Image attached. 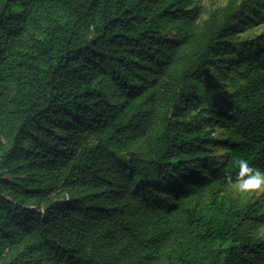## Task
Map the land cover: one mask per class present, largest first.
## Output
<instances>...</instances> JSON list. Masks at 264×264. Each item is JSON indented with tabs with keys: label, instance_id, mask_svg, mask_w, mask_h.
<instances>
[{
	"label": "trees",
	"instance_id": "obj_1",
	"mask_svg": "<svg viewBox=\"0 0 264 264\" xmlns=\"http://www.w3.org/2000/svg\"><path fill=\"white\" fill-rule=\"evenodd\" d=\"M264 0H0V264H264ZM223 155V156H222Z\"/></svg>",
	"mask_w": 264,
	"mask_h": 264
},
{
	"label": "clouds",
	"instance_id": "obj_2",
	"mask_svg": "<svg viewBox=\"0 0 264 264\" xmlns=\"http://www.w3.org/2000/svg\"><path fill=\"white\" fill-rule=\"evenodd\" d=\"M238 170L234 177H229V183L239 194H247L264 190V170L249 163L245 158L236 161Z\"/></svg>",
	"mask_w": 264,
	"mask_h": 264
},
{
	"label": "rangeland",
	"instance_id": "obj_3",
	"mask_svg": "<svg viewBox=\"0 0 264 264\" xmlns=\"http://www.w3.org/2000/svg\"><path fill=\"white\" fill-rule=\"evenodd\" d=\"M228 0H202L203 4L206 6V9L207 10H211L213 9L214 7H216L218 4H221V5H225L227 3ZM264 32V23L263 24H258L256 27H252L251 30H250V33H252V35L254 34H260ZM223 156V155H222ZM233 193L235 196H241V197H247V196H264V190L262 191H254V192H250V193H247V194H239L238 192H236L234 189H233Z\"/></svg>",
	"mask_w": 264,
	"mask_h": 264
}]
</instances>
